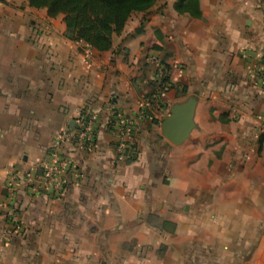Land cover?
<instances>
[{
    "label": "crops",
    "instance_id": "obj_1",
    "mask_svg": "<svg viewBox=\"0 0 264 264\" xmlns=\"http://www.w3.org/2000/svg\"><path fill=\"white\" fill-rule=\"evenodd\" d=\"M181 1L133 14L89 55L62 15L0 0V264H264V0ZM154 56L167 92L142 114ZM191 95L196 126L175 145L161 125ZM84 104L95 144L63 145L64 193L10 195L11 174L43 161ZM117 112L134 122L133 160H115Z\"/></svg>",
    "mask_w": 264,
    "mask_h": 264
},
{
    "label": "built area",
    "instance_id": "obj_2",
    "mask_svg": "<svg viewBox=\"0 0 264 264\" xmlns=\"http://www.w3.org/2000/svg\"><path fill=\"white\" fill-rule=\"evenodd\" d=\"M87 48L88 54L90 55L92 48L89 46ZM151 59L158 62V58L155 56ZM159 65L161 74L158 78V85L160 84L162 87H159L157 89V95L155 96L154 94L153 96L157 99L164 98L167 92V89L164 87L165 67L160 63ZM151 102L152 100L150 98H144L141 101L140 112L142 114L146 113V109L151 105ZM95 119L96 113L90 104H84L78 108L75 127H64L55 134L52 146L43 161L34 164L23 173L13 172L11 174L7 182L10 195L20 186L25 187L33 195L44 194L57 197L62 195L66 189L68 176L75 168L74 161L64 152L63 145L67 142H72L74 149H92L96 139ZM114 127L115 133L118 136L115 160L117 162H124L136 158L137 149L133 138L134 122L121 113H118ZM10 220L13 224L19 222L15 212L10 214Z\"/></svg>",
    "mask_w": 264,
    "mask_h": 264
},
{
    "label": "trees",
    "instance_id": "obj_3",
    "mask_svg": "<svg viewBox=\"0 0 264 264\" xmlns=\"http://www.w3.org/2000/svg\"><path fill=\"white\" fill-rule=\"evenodd\" d=\"M29 6L46 9L49 17L62 15L66 24V37L72 41L83 42L99 52L110 51L113 38L120 35L133 14L149 10L157 0H26ZM198 0H182L176 4L180 11L197 9ZM164 87L169 81L168 66ZM157 89L162 87L156 81ZM154 92L145 98L155 101ZM118 112L114 114L115 123ZM133 160V159H130Z\"/></svg>",
    "mask_w": 264,
    "mask_h": 264
},
{
    "label": "water",
    "instance_id": "obj_4",
    "mask_svg": "<svg viewBox=\"0 0 264 264\" xmlns=\"http://www.w3.org/2000/svg\"><path fill=\"white\" fill-rule=\"evenodd\" d=\"M197 99L191 95L182 103L172 106L169 116L161 125L163 136L175 145L186 141L195 128Z\"/></svg>",
    "mask_w": 264,
    "mask_h": 264
},
{
    "label": "rangeland",
    "instance_id": "obj_5",
    "mask_svg": "<svg viewBox=\"0 0 264 264\" xmlns=\"http://www.w3.org/2000/svg\"><path fill=\"white\" fill-rule=\"evenodd\" d=\"M55 20H56L57 23H58V22L61 23V22L63 21L64 24H65L64 18L61 19V17H58V18H56ZM65 26H66V24H65ZM41 28H42V27H41ZM42 29H43V28H42ZM65 30H66V28H65ZM163 66H164V65H163ZM154 89H155L154 93H155V96H156L158 90H157L156 87H155ZM149 94H150V93H149ZM149 94H148L147 96H149ZM147 96H146V97H147ZM152 104H154V103L151 102V105H152Z\"/></svg>",
    "mask_w": 264,
    "mask_h": 264
}]
</instances>
